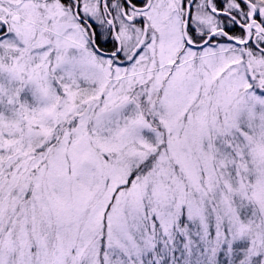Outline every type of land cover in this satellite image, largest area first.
Wrapping results in <instances>:
<instances>
[{"label":"snow or ice","instance_id":"1","mask_svg":"<svg viewBox=\"0 0 264 264\" xmlns=\"http://www.w3.org/2000/svg\"><path fill=\"white\" fill-rule=\"evenodd\" d=\"M0 264H264V0H0Z\"/></svg>","mask_w":264,"mask_h":264}]
</instances>
